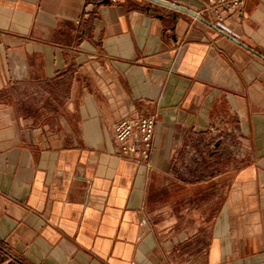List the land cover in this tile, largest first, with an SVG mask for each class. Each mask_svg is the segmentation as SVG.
Masks as SVG:
<instances>
[{"label": "crops", "instance_id": "crops-1", "mask_svg": "<svg viewBox=\"0 0 264 264\" xmlns=\"http://www.w3.org/2000/svg\"><path fill=\"white\" fill-rule=\"evenodd\" d=\"M164 1L0 0V264H264V0Z\"/></svg>", "mask_w": 264, "mask_h": 264}, {"label": "built area", "instance_id": "built-area-1", "mask_svg": "<svg viewBox=\"0 0 264 264\" xmlns=\"http://www.w3.org/2000/svg\"><path fill=\"white\" fill-rule=\"evenodd\" d=\"M245 2L246 0H205L197 13L211 14L217 21H222L226 14H233L236 18L242 19L246 15ZM156 117V113L151 115H131L114 121L111 130L118 155L136 163L145 162L152 147ZM229 132L231 131L228 130ZM216 139L226 140L227 133L220 130L213 131L209 141L199 147L203 155H207L215 147L214 142ZM231 148L235 155L241 152L239 144L235 141L231 144ZM193 155L194 153L190 154L191 157ZM192 161H194V158L186 160L180 167L181 171L188 173L187 169ZM195 161L198 160L195 159Z\"/></svg>", "mask_w": 264, "mask_h": 264}, {"label": "water", "instance_id": "water-1", "mask_svg": "<svg viewBox=\"0 0 264 264\" xmlns=\"http://www.w3.org/2000/svg\"><path fill=\"white\" fill-rule=\"evenodd\" d=\"M103 2H106L107 0H102ZM150 1H153L155 3H161V4H164V5H168V6H172V7H176V8H179V9H182V10H187L183 7H180V6H176V5H173L172 3H169L167 1H164V0H150ZM189 11V10H188ZM191 14H194L192 11H189Z\"/></svg>", "mask_w": 264, "mask_h": 264}]
</instances>
